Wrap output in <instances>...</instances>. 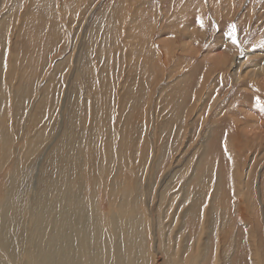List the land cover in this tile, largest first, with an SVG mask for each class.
<instances>
[{"label":"rangeland","instance_id":"obj_1","mask_svg":"<svg viewBox=\"0 0 264 264\" xmlns=\"http://www.w3.org/2000/svg\"><path fill=\"white\" fill-rule=\"evenodd\" d=\"M43 9L50 10L48 16ZM88 67L107 68L105 108L112 119L106 128L134 116L142 132L143 120L148 122L152 162L137 182V220L156 217L157 196L167 182L185 183L202 170L211 171L217 196L227 197L230 210L238 208L245 216L236 225L234 244L243 240L248 257L255 248L264 264V111L257 105L264 106V0H0V123L11 131L10 145L14 139L17 150L11 161L22 172L11 175L6 187L10 165L0 171V212L18 198L22 203L30 183L38 182L46 167L43 159L37 172L38 159L48 152L54 132L65 129L60 108L71 100L76 76L83 82L89 78L83 70ZM30 80L44 81L56 92L43 110L54 125L41 139H48L43 148L32 153L19 148V142L35 138L43 126L35 132V125H26L30 116L23 119V110L12 117L8 99L18 98L17 88ZM109 160H116V153ZM109 168L113 180L116 169ZM233 172L238 174L236 189L230 182ZM94 180L107 179L94 173ZM97 196L104 214L107 197ZM173 211L168 209L164 223L172 220ZM170 230L162 243L170 247L189 241ZM158 231L154 228L155 247L145 231L148 264H164ZM204 239L197 242L206 254L209 237Z\"/></svg>","mask_w":264,"mask_h":264},{"label":"bare ground","instance_id":"obj_2","mask_svg":"<svg viewBox=\"0 0 264 264\" xmlns=\"http://www.w3.org/2000/svg\"><path fill=\"white\" fill-rule=\"evenodd\" d=\"M42 11L47 15L50 10ZM97 68L83 69L84 75L89 76L85 82L76 76L71 100L59 111L65 129L54 132L51 145L46 149L48 152L44 151L45 155L41 154L44 156L38 159L37 172L42 160H46L38 182L30 183L22 203L19 204L18 198L17 204H8L7 209L0 212V264H148L147 251L155 247L154 228L160 230L158 249L164 254V264H261L257 257L260 252L255 248L248 257L243 240L234 244L236 225L243 223L245 216L238 208L230 210L227 197L217 196L216 178L211 171L202 170L185 183L169 185L167 182L165 190L159 194L154 188L152 191L159 195L156 217H152L155 220H137V182L141 172L152 162L148 155L151 151L148 122L143 120L142 132L137 131L134 116H129L128 122L118 119L116 127L106 128V123L109 125L112 119L106 115L105 108L110 89L106 94L104 78L108 74L107 68L101 69L104 72ZM30 81L17 88L18 98L9 95L8 99L12 103V117L23 110V119L28 113L30 116L26 125H35V132L43 126L35 138L27 136V143L19 142V148L29 147L32 153L48 140L41 141L49 133L47 129L54 125L52 118L46 119L43 110L52 104L56 92L46 88L47 85L44 87V81ZM28 93L30 95L25 98ZM57 126L60 128V123ZM10 144L11 131L0 123V171L10 165L3 179L6 187L13 182L11 175H22L20 168L11 161L12 154H17L13 148L14 139ZM9 146L11 151L7 149ZM87 150L89 155L85 160ZM114 153L116 160L110 161ZM209 164L207 162L206 166ZM109 166L116 169L113 180ZM94 173L95 176L105 174L106 182L99 184L94 180ZM237 176V172H233L230 181L234 189L238 184ZM183 189L185 196L182 198ZM9 193L6 189V196ZM99 193L107 197L104 214L96 204ZM171 208L174 209L172 220L164 223ZM220 225L225 227L224 231L219 229ZM170 229L176 230L179 238L187 235L189 241L170 247L162 243L166 240L165 232L171 233ZM145 231L154 238L150 247ZM203 235L204 242L209 237L206 254L197 242Z\"/></svg>","mask_w":264,"mask_h":264},{"label":"snow or ice","instance_id":"obj_3","mask_svg":"<svg viewBox=\"0 0 264 264\" xmlns=\"http://www.w3.org/2000/svg\"><path fill=\"white\" fill-rule=\"evenodd\" d=\"M201 27H203V24H201ZM233 43H236L235 39H233ZM258 107H260L261 111H264V106H260L259 102H257Z\"/></svg>","mask_w":264,"mask_h":264}]
</instances>
